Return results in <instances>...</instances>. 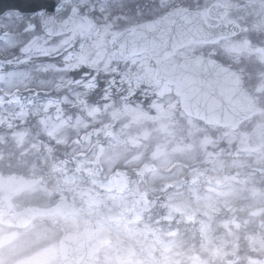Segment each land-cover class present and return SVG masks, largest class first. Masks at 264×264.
<instances>
[{"label":"rangeland","instance_id":"obj_1","mask_svg":"<svg viewBox=\"0 0 264 264\" xmlns=\"http://www.w3.org/2000/svg\"><path fill=\"white\" fill-rule=\"evenodd\" d=\"M209 1L194 0L191 3L203 7ZM251 6L247 7L249 13ZM250 17L243 20V24L251 26L254 31L260 27V15L254 16L256 25L251 24ZM115 29L119 28L115 26ZM245 35L251 38L249 33H245L228 41L226 46L242 47L240 38ZM69 36L76 46L74 50L82 52L85 57L84 70L89 75L83 85L65 84L59 91L34 86L32 92L21 89L19 95L15 90L0 92V127L9 129L0 130V165L11 166L10 170L0 169V196L9 195L13 208L23 209L30 202L29 196L34 197L37 192L41 198L43 191L36 189L47 187L50 201L51 197L69 199L82 206L81 213L45 218L44 225L39 229L34 224L23 229L7 228L0 224V264H54L58 257L54 238L56 241L69 230L70 225L75 226L73 222L89 221V216L102 222H109L108 218L111 217L109 223L113 224L117 220L135 221L134 224L128 223V227L147 233L145 244L136 248L140 259L137 264H264V228L251 232L248 237L249 249L254 254L242 255L238 251L239 242H236L233 228L239 224V219L232 211L240 208V201L247 204L242 206V210L247 208L253 213L251 228L254 217L264 212V149L257 152L258 157L251 155L255 161L251 166L247 163L249 155L242 148L237 152H242V156L236 155L231 147L219 148V141L205 130L199 135L200 140L196 141L198 132L184 130L182 118L176 120L178 109L175 111V107L179 99L171 98L169 92L173 87L155 78L153 65L145 55L120 56L122 54L111 48L110 34L107 33L98 34L97 37L96 34L77 32ZM233 51L236 58H244L250 53L244 49L237 52L236 48ZM252 56L260 60V56ZM250 60L246 59L240 67L243 75L251 74V64L254 62ZM259 65L264 66V63ZM99 79L106 80L105 85H101ZM62 90L61 97H57ZM36 91H39V96H36ZM92 91L97 94L85 98ZM58 98L60 101L55 103ZM40 99H50L51 102H38ZM31 104L38 107L34 124L47 135V139L58 143L64 144L71 131L79 130L86 123H99L94 128L81 131V145L77 151L80 155L75 159L70 158V165H57L56 157L60 152L53 151L61 150L58 143L49 140L47 147L39 137L37 128L23 126L25 121L22 115ZM76 104L83 110L81 118H54L62 114L64 108ZM105 118L108 120L101 122ZM197 127L202 128L199 123ZM222 133L226 139L232 135L228 130ZM6 135L11 141L7 147L4 146ZM69 139L74 143L77 136ZM172 142L177 143L171 145ZM123 143L126 144L127 154L119 156L125 152ZM81 147L87 149L82 151ZM91 147H94L92 152ZM174 158L184 161L196 158L195 162L199 164L193 167V160L181 172H176V168L172 172H165L173 164ZM101 161L107 162L105 166L109 167L121 162L131 168H118L112 170L108 177L101 178L97 174ZM142 162L154 163L156 169L145 171L141 168ZM73 169H77L79 174ZM227 178L239 179L243 185L244 189L238 197L208 187ZM157 180L156 192L167 188L174 190L165 196V202L184 199L195 209L194 223L201 241L197 245L199 249L194 246L189 250L192 251L191 257L184 259L175 243L166 241L150 228V222L142 220L148 208L147 192L153 191L151 184ZM231 194L235 196L234 191ZM221 209H228L226 212L231 217H225L226 213H223L224 216L212 222L215 218L213 215ZM232 215L235 217L233 220ZM218 222L221 224L217 229ZM45 226L52 228L51 235L44 234L48 230ZM48 240L47 246L42 248ZM202 251L206 253L200 254Z\"/></svg>","mask_w":264,"mask_h":264},{"label":"snow or ice","instance_id":"obj_2","mask_svg":"<svg viewBox=\"0 0 264 264\" xmlns=\"http://www.w3.org/2000/svg\"><path fill=\"white\" fill-rule=\"evenodd\" d=\"M45 7L24 12L11 0H0V92L37 89L61 90L83 85L89 73L82 52L76 51L69 36V22L59 17H42ZM87 86V85H84ZM39 96V91H36Z\"/></svg>","mask_w":264,"mask_h":264},{"label":"clouds","instance_id":"obj_3","mask_svg":"<svg viewBox=\"0 0 264 264\" xmlns=\"http://www.w3.org/2000/svg\"><path fill=\"white\" fill-rule=\"evenodd\" d=\"M73 223L75 226H69L63 242L69 251L80 255L84 264H137L138 257L133 252L145 244L147 233L128 227L135 221Z\"/></svg>","mask_w":264,"mask_h":264},{"label":"water","instance_id":"obj_4","mask_svg":"<svg viewBox=\"0 0 264 264\" xmlns=\"http://www.w3.org/2000/svg\"><path fill=\"white\" fill-rule=\"evenodd\" d=\"M20 0H11V3L15 6ZM155 25H160L162 27V32L160 34H154L152 32H140L136 31L139 29H154ZM187 26V27H186ZM168 28L169 32H165L164 29ZM208 27L203 22L202 15L200 12L195 10L185 11V10H175L169 12L162 16V18L152 21L145 22L139 26L126 29L124 32L119 33L115 37V42L117 41L118 46L129 45L133 50H136L137 47L142 44L141 49L149 51L152 55L154 53L160 55L170 54L172 50L182 44L183 42L193 40H201L207 35L206 29ZM224 29L218 27L216 31L212 34L213 36L218 35L219 32H223ZM154 36H159L161 41L158 42L155 46ZM126 48V47H123ZM192 64L188 62L187 65ZM197 76L202 75V72H196ZM180 88L184 93V90L187 86L183 83V80L180 81ZM0 209H4V213L0 215V218L22 224L28 218L35 216L37 213H40L41 210H33V212L27 214H21L18 216L8 215V206L4 200H0ZM48 212H52L53 209H48ZM67 264V263H64Z\"/></svg>","mask_w":264,"mask_h":264},{"label":"flooded vegetation","instance_id":"obj_5","mask_svg":"<svg viewBox=\"0 0 264 264\" xmlns=\"http://www.w3.org/2000/svg\"><path fill=\"white\" fill-rule=\"evenodd\" d=\"M136 1L138 0H127L124 6L119 8V10L124 13L123 19L126 20V23L136 21L138 18L145 15L144 6H140L136 3ZM147 4L149 8H154V11H158L163 5H171L172 0H149ZM112 5L115 8L114 3H111V0H107L108 13L104 15V17H101L98 16L97 13H94V6H87V2H80V0H68L59 4V17L62 20L69 14H74L77 16L76 23L79 22L78 27H84L85 31H90L94 26H97L98 20L106 18L109 21H114L113 14L115 11L112 10ZM89 12L91 14L94 13V15L92 16ZM100 32H102V30Z\"/></svg>","mask_w":264,"mask_h":264}]
</instances>
